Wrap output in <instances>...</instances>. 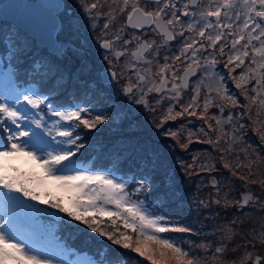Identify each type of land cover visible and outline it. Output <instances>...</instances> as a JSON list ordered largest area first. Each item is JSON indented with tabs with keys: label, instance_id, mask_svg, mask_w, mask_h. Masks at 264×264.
<instances>
[{
	"label": "snow or ice",
	"instance_id": "6c2138e0",
	"mask_svg": "<svg viewBox=\"0 0 264 264\" xmlns=\"http://www.w3.org/2000/svg\"><path fill=\"white\" fill-rule=\"evenodd\" d=\"M148 5L155 7L149 11L146 10ZM189 6H197V0H189L184 8L187 9ZM57 7L62 8L61 5H57ZM97 7V3H92L84 11L91 13ZM129 7L131 9L127 15L129 26L139 28L145 25H155V30L162 34L166 40L174 39L170 26L174 29L175 25L180 23V16L177 15L178 9L173 0H123L121 11L123 12ZM233 7L234 0H223L222 4L216 6L215 11L201 12L200 16L204 21V26L199 31V36L204 38V29L215 27L208 21V17H216L217 25H219L221 9H232ZM242 7L245 9L243 29L248 30L247 42L242 46L245 51L229 56L228 63L225 64L226 68L229 65H235L236 68L244 65V58L248 56L247 49L253 40H258L261 43L259 48H255L253 45L254 51L264 55V40H261V37H264V0H243ZM191 14L195 15V13ZM183 15L188 16L189 12L185 11ZM166 16L168 19L165 20ZM238 17L239 13L237 14ZM57 27L63 31V22L59 23ZM107 27L108 24H105V28ZM188 27L190 30L193 29V24H189ZM219 27L231 29L232 25H219ZM257 31L258 35H253ZM179 34L182 36L183 32L181 31ZM223 36L224 33L219 31L216 32L215 36L208 35L206 39L211 42L208 46L215 49L217 41H220ZM244 39L243 34L239 36V39H232V50L235 51L237 45ZM5 42L7 60L9 61L7 74L11 78L13 73L11 61L23 53L27 48V41L19 38L16 30L12 29L5 36ZM196 43L195 39H192L191 43L185 41L184 47L180 50V56L174 58L179 61L180 57L183 56L191 63L184 74L185 79L180 85L174 83L173 89L187 87L186 78L195 73L192 64L197 65V67L200 66L198 53L204 48V45L200 44L199 47H194ZM103 47L111 49L113 45L110 41L105 40ZM150 48V43H142L133 55L137 59H142L144 53ZM62 52V47L54 46V54L61 55ZM219 53H224V45H221ZM117 55H122V53H117ZM209 55L212 58L206 60L205 64L208 67H214L217 63L216 53L213 52ZM255 62L253 56L251 63ZM164 67L169 66L165 65ZM260 67H264V65H260ZM234 70L235 68L231 69V71ZM248 70L255 72L254 69ZM231 71L229 75H231ZM31 72L33 75L49 78L55 75V66L50 60L43 58L39 61H33ZM172 75L175 77L176 73L173 72ZM216 75L219 84L216 91L220 99L229 100L232 102V106H235L237 102L228 93L227 85L224 83L225 77L221 74ZM256 76V83L260 85L264 76L258 73ZM114 77L115 73H111L110 76L103 77L102 82L110 84ZM140 79L143 80L144 77H140ZM231 79L235 81L236 77L232 76ZM240 81L243 82V85L236 82L237 88L248 83L247 73L242 71ZM64 83L63 78L57 79L52 94L55 95V92L61 89ZM166 88L167 78L165 77L161 80L160 86L155 88V91L159 93ZM123 92L126 95H131L133 89L128 86L123 89ZM198 95L199 90L197 88V96L193 97L188 108H193L196 105ZM46 100L47 97L39 95L35 87L9 97L8 102H4V98L0 97V209L8 207L13 210L0 214V264H54L50 254L35 247L31 239L22 238L16 232L17 217L14 215V210L23 209L33 215L46 212V209L39 208L38 204L48 205L66 214V216L61 217V220L68 226L79 227V224L73 222H80L91 231L107 237L111 244L119 249L130 250L138 254L139 257L151 261V264H168L169 253L175 256L176 264H200L203 258L197 257L195 254H193V258H188L189 252L178 246L172 237L162 236L164 233L187 232L190 229L173 226L167 217L159 214L158 207L161 206L162 202L157 204L155 201L146 202L141 199H133L134 196L148 190V185L145 183V181L150 180L148 175H145L143 180L137 181L138 186L129 192L127 190L129 180L116 176L115 172L93 171L76 167L77 154L86 146L82 142L80 133L76 131L77 129L93 130L105 122L118 126L131 120L132 114L115 100L105 96L107 111L103 108L97 109L95 106L90 111L89 108L82 105H75L74 110H68V107L71 106H66L63 111L52 112V116L57 117V119L52 120L49 126L44 115H40L38 111H33L39 110L41 104ZM135 102L138 104L147 103L143 99V95ZM210 103L211 100L206 97L203 102L205 112ZM26 105L31 106V108ZM217 107L223 111V105H217ZM109 111L111 116L108 115ZM184 111L187 112L188 109L186 108ZM92 112H98V114L93 116ZM188 114L194 115L195 112ZM169 115H171V109H169ZM176 115L182 116L184 112H179ZM231 120L232 117H229L228 122ZM216 122L220 124L219 120ZM171 135L175 138L177 134L172 132ZM205 135L207 134L205 133ZM49 137L51 140L48 139ZM53 142L55 143L54 150H47L53 147ZM208 142L212 143L211 140ZM30 147L34 150H29ZM145 164L146 166L154 165V158L149 157ZM227 166L226 164L225 167ZM236 167L239 168L240 165H236ZM164 183L166 188L172 187L170 177H166ZM212 184L216 186L217 181L213 180ZM163 195L166 197L168 193ZM242 199L243 203L239 205L241 208L249 206L250 201L252 203L257 202L251 193L242 194ZM156 200L159 201L160 197H157ZM33 201L37 203H31ZM215 202L220 203L219 200ZM111 206H114V209ZM261 207L264 208V204H261ZM104 218L111 221L109 227L113 229L112 232L105 231L101 227ZM117 221H120L119 225H117ZM121 227L124 229L123 232ZM132 234H135V238ZM199 247L208 251L206 245ZM226 250V247H217L214 249V255L222 256ZM157 253L160 259H157ZM69 255H76V253L72 249H61L57 256L59 264H124L125 259L123 257L110 258L108 251H100L95 257L86 253L80 254L76 260L67 259ZM248 259L250 260L251 257ZM245 264H247V260ZM255 264H262L260 257L255 259Z\"/></svg>",
	"mask_w": 264,
	"mask_h": 264
},
{
	"label": "trees",
	"instance_id": "16d2710c",
	"mask_svg": "<svg viewBox=\"0 0 264 264\" xmlns=\"http://www.w3.org/2000/svg\"><path fill=\"white\" fill-rule=\"evenodd\" d=\"M12 29L16 30L19 38L27 41V48L11 61L12 81L19 89L30 82L35 84L40 82L42 93H53L48 91L54 90L55 81L63 78L65 83L55 92V96L66 95L74 102L81 101L84 105L97 103L102 104L101 106H106L105 96L109 99L113 98L109 85L101 80L97 83L87 72L79 74L81 70L78 71L72 64L70 67V63L66 60L57 63L52 58L55 55L48 48H41L34 36L3 18L0 19V48L3 50L4 58L1 57L0 62H4L7 67L9 61L5 36ZM230 36L231 33L228 34V37ZM244 37L245 39L237 45L234 55L245 51L242 46L247 42L248 34ZM261 40H264V37H261ZM258 43L256 40L253 44L255 48H259ZM253 45H249L247 49L248 56L244 58V66L238 67V69L243 67L245 73L251 72L248 69H253L256 64L251 63V55H260L254 51ZM226 54L228 56V52ZM43 58L51 59L55 66V75L49 78L36 76L31 72L33 61ZM261 61H264V57H261ZM222 71L223 69L220 73ZM260 71H263L262 67ZM256 73H252L253 81L250 80L252 98L255 100H247L245 95L243 96L236 86L231 85L225 78L224 83L227 85L228 93L235 92L233 94L237 102L235 106L226 101L221 104L223 100L220 102L216 98L218 94L215 95L209 91L210 88H205L201 107L206 97L210 99L213 96L205 114L197 113L187 120V112H184V115L166 120L154 128H148V124L145 126L135 124L129 132L103 134L92 147L86 145L81 153L77 154V158L86 156L81 160L82 163L99 159L100 170L115 172L116 176L129 180V192L138 186L137 181L143 180L144 176L148 175L150 180L145 181L148 190L134 196L133 199L155 201L157 204L162 202L158 207L159 214L167 217L173 226L190 229L187 232L173 231L162 234L172 238L174 235L178 236L181 240L180 244L176 237L173 238L174 242L189 252L188 258H193L195 254L197 257L208 256L205 264H245L246 260L249 264H255V259L260 257L264 264V208L261 207V204H264V112L260 110L261 114L258 115L263 121L261 124L257 121L258 116L251 117L248 113L250 109H247V105L257 104L264 109V93L261 91L264 89L262 87L264 81L261 80V84L257 85ZM226 76L227 74L224 75ZM51 97L53 94H48L47 100ZM191 102L192 100L189 101ZM189 103L184 101L175 103L172 110L179 113L184 109V105L188 107ZM217 105H223V111ZM229 117H232L231 122H228ZM217 120L220 124H217ZM171 122H175L171 124L173 131L180 126L181 132L188 131L192 135L188 146L183 150L177 146L178 141L168 134L167 127ZM129 123L130 121H125L119 127L124 130ZM108 124L111 125L109 122ZM201 133L207 135L203 140H198ZM209 140L212 143H209ZM185 152H187L185 162L181 164L176 162L174 155L184 156ZM149 157L154 158V165L146 166L145 162ZM236 165L240 167L237 168ZM166 177H170L171 188L165 186ZM211 180L217 181L215 189L211 187ZM166 192L168 195L165 197L163 194ZM245 192L251 193L257 202L250 201L249 206L241 208L239 205L243 203L242 194ZM157 197H160L159 201L156 200ZM216 200L220 203L217 204ZM107 220L104 218L103 223ZM28 227L32 232L37 233L33 236L36 239L38 232L35 227L29 225ZM121 229L124 230L122 227ZM74 235L75 233L68 232L61 237L63 241L59 238L56 240L61 241L66 249L83 253L79 248L82 240L75 238ZM132 235L135 238V234ZM206 242L208 251L199 247ZM223 245H227L224 254L219 257L214 255V249ZM99 247L100 251H108L110 258L123 257L134 264H149L146 258L139 257L130 250L119 249L110 241L106 246ZM248 257L251 259L249 260Z\"/></svg>",
	"mask_w": 264,
	"mask_h": 264
},
{
	"label": "rangeland",
	"instance_id": "374dc122",
	"mask_svg": "<svg viewBox=\"0 0 264 264\" xmlns=\"http://www.w3.org/2000/svg\"><path fill=\"white\" fill-rule=\"evenodd\" d=\"M0 1H2V0H0ZM78 1H84V2H82V3L80 2L77 6V9L80 8L79 10H83L86 7H88L89 2H87L86 0H78ZM119 1H122V0H119ZM200 1H201V4L205 8V13H207L208 11H215L216 6L218 4L223 3V0H200ZM242 2H243V0H234V7L232 9H229V11L231 13L228 14V15L231 14V20H230L229 24L232 25V28L231 29L227 28V30L231 33V36L228 37V34L224 33V36L219 41V49H220L221 45H224V53L223 54L219 53V55H218V61L221 65V68L223 69V71L221 73H223V76L225 74H227V76L225 78H227V81L229 83H231V85H235V86H236V82H240L243 85V82L240 81V75L243 71V67L238 69L235 67V65H229V67L226 68L225 64L228 63V57L232 56V54L233 55L235 54L234 50H232L231 45H230L232 39H239V36L241 34H243V35L248 34V30L243 29V22L245 19V16H244L245 9L242 7ZM238 13H239V17L237 18ZM0 19H3L1 15H0ZM207 19L209 22H211V17H208ZM81 23H82V25L85 24L84 29L86 30L85 21L81 19V21L78 25H80ZM201 25H204V21L201 24H198L196 26L199 27ZM253 35H258V31L256 33H253ZM207 36H205L204 38H206ZM128 37L130 38L129 42L131 43L132 36L129 35ZM197 37L201 38L199 36V29H197ZM204 38H203V41L206 44L208 42V40L207 39L205 40ZM255 41L256 40L252 41V45L255 44ZM258 42L259 43L257 46L261 47L260 41H258ZM122 43H125V39L122 41ZM200 44H203V42H197L195 47H199ZM205 44H203L204 48L201 49V51H200L201 53L204 50H206V48H207ZM229 45H230V47H228ZM80 47L83 48L82 45ZM127 49L129 50L128 44H127ZM82 50L88 51L87 48H83ZM252 50H253V48H252ZM0 52H1L0 58L1 57L4 58V55H2L3 50H1V48H0ZM227 52H228V56L226 54ZM201 53H200V55H201ZM127 54H128V52H127ZM129 56L130 57L126 58L124 61H121V59L118 58L117 61L114 62L110 59L106 60L104 57L97 58L94 61L96 62L97 68H99V71L97 70V73L100 72V69L104 68V67H111L112 69H114L116 71L117 75H115L113 82H110V84H107V85H109V88H110L111 93L113 95L112 99L115 100L117 103H119L122 107L127 109L132 114V119L129 120L130 123L124 130H122L119 127V125L118 126L109 125L108 122H105V124L99 125L97 129H93V130H88L85 128L77 129L76 131L80 133V135L82 137V142L85 143V145L89 144L92 147L93 144H95L96 141L103 134L113 135V134H116L120 131L129 132L135 127V124H138L140 126H145V124H148V128H154L156 126H160L166 120H171V119L177 118L178 115H176V114L178 112L172 110V107H174L175 103H179L182 100V98L185 96H187V98H186L187 101L185 103H189V101L193 100V97L197 96V88H198L199 95H198L197 100H196V105L193 108H188L186 105H184V109L181 111V112H185L184 110L187 108L188 111L186 114L188 115V118H186V119L190 120L191 119L190 116L193 117L197 113H199V114H205L206 113L203 110V107H201V98L204 94L205 88H207V89L210 88L211 91L213 93H215V95L218 94L216 91V89L219 87L217 76H215L214 79L206 80L204 78V75H205V72H204L200 75L199 80L197 81V83L193 87V89L188 88V90H187L183 87H180L179 89H173L174 83L177 85H180V83H176L175 82L176 78L173 77L172 74L166 72V69L164 68V64H161V62L156 63L158 59H157V57H155V55H152L149 53L144 54L142 59H137V57L133 54H129ZM253 56L255 57V60H256V62H255L256 64L254 65L253 69L255 70V72H257L261 76H264V67H262L263 71H260V69H261L260 65H264V61L263 62L261 61V57H264V55L260 54L259 56H256L255 54H252L251 57H253ZM59 57L65 59L66 61H68L70 63H74L71 60V56L68 55V52L64 53V55L61 54L59 56H54L52 58L55 61H57V63H58V62H61ZM210 57L211 56L209 54H207V55H204L201 59H204V61H206V60L210 59ZM50 61H51V59H50ZM54 63H56V62H54ZM133 65L135 67L134 71L129 70V68L132 67ZM204 65H205V63H204ZM69 66L71 67V64H69ZM8 67L6 66V64L4 62H0V74H1L0 78H2V81H0L2 83V84L0 83V97L4 98V102H8L9 97L24 93L25 90H30L33 87H35L38 94L41 96L47 97L48 94H52V93H46V92H45V94L42 93L40 82H37L36 84L34 82H30L27 85H25L23 88L19 89L16 86L15 82L12 81V77L9 78V76L7 74ZM248 67H250V66H248ZM233 68H235V70L231 71V69H233ZM162 69H163V71H162ZM230 71H231V75H229ZM86 72L82 71V73L80 72L79 74H85ZM140 72L145 73L143 80L140 79ZM161 72H164V73H161ZM221 73L219 72V74H221ZM249 73H247L248 83L241 88L236 87V89H238L239 92L243 94V96L245 95V98L247 100L251 101V100H255V99L252 98L253 90L251 88L252 87L251 82L253 81V76H252L253 72L251 71ZM248 74H249V76H248ZM161 76L169 79V86L164 90V93H162L160 95H154L152 92H156L155 86H153V88H151L150 85L155 81L154 80L155 78H157V77L159 78ZM232 76L236 77L235 81L233 79H231ZM5 78H7V79H5ZM177 80H178V78H177ZM250 80H251V82H250ZM203 81H205V84H206L205 86L203 85ZM126 84L128 86H131L133 89V92L131 95H126L123 92L124 85H126ZM156 84H157V82L154 85H156ZM144 85H149V86H148V88H146V87H143ZM262 87L264 88V85H262ZM149 89H151V91H149ZM52 91L53 90H50L48 92H52ZM261 91L264 93V89ZM262 92H260V94ZM250 93H251V98H250ZM233 94H235L234 91L229 93V95H231V96H233ZM142 95H143V99L148 102L147 105H145V106H144V104H138L135 102L136 100L140 99ZM173 97H175V99H173ZM189 97H191V98L189 99ZM212 97L213 96H211L210 99H212ZM216 98H218L221 102L222 99H220L219 95H216ZM21 100H22V97H21ZM225 101L230 102L232 104V102L229 100H223L221 102V104L224 103ZM49 105H51V108H49ZM75 105H82L85 108H89L90 111H91V108L93 106L97 107V109L103 108L105 111H107V107H108L107 103H105L106 106H101L102 104H97V103L84 105L81 101L74 102V101L70 100V96L57 94V96L53 95V97L49 98L47 100V102L45 101L44 103H42L39 110H33V111L34 112L38 111L40 113V115H44L47 123L50 126L52 120L57 119V117L52 116V112L63 111L66 109V106H71V107H68V110H74ZM257 105L256 106L247 105V109L248 108L250 109L248 113H249V115H251V117L253 116L254 118H256L259 114H261V111L264 112V109L261 106L258 107ZM198 106H199V108H198ZM27 107L31 108V106H27ZM168 109H171V115H169ZM198 110H200V111H198ZM193 111L195 112L194 115L188 114V113L193 112ZM164 112L166 114H164ZM96 114H98V112H92L93 116ZM109 114L111 116L110 111L108 112V115ZM257 121L259 123L263 124V121L260 118V116H258ZM173 123H175V122H171L167 127L168 134L171 135L172 132H175L177 134L175 137V139L178 141L177 146H179V148H181V150H183L185 148V145H186V147L188 146V144L192 138V135L189 134L188 131H186V132L182 131L181 132L180 126L178 129L173 131V129L171 127V124H173ZM200 125H201V123H199V129H201ZM204 137H205V133H201L198 140H203ZM24 139H27V138H24ZM48 139L51 140V137H49ZM57 139H59V138H57ZM54 146H55V143L53 142V147H50L47 150H49V151L54 150ZM29 150H34V149H32L30 147ZM187 152H185L183 154L184 156L174 155L176 162H178L179 164H181V162H185L184 158L186 157ZM85 157H78L77 158L76 167L86 169V170L102 171V170H100L101 163L99 162V159L95 158V160L90 162V163H82L81 160L84 159ZM90 158H91V156L87 159V161ZM93 166H95V169H93ZM65 174H69V173H65ZM211 181H213V180H211ZM211 187H212V189H215L212 183H211ZM245 193H247V192H245ZM31 203L35 204L37 202L33 201ZM38 207L46 209V212L33 215L32 213H30L26 210H23V209L14 210V215L17 217V222L15 225L16 232L22 238L31 239V241L33 242L35 247L40 248L44 252H47L48 254H50L53 257L54 264H59V260L57 259V256L60 254L61 249H66V247L61 243V241H63V239H61V237L66 235L68 232L75 233V235H74L75 238L82 240L81 244L79 245V248H81L83 250V253L81 251H78V252H75L76 255H69L67 257V259H70V260H76L80 257V254H84V253H86L87 255L95 257L97 255V253L100 252L99 246H106L108 244L109 240L107 239V237L101 236V235H99V233L91 231L90 229L87 228V226L80 224V222H75V221L73 222L74 224H79V227L68 226L64 221L61 220V217L66 216V214L59 212L58 209L51 208L50 206L43 205V204H38ZM111 207H113V209H114V206H111ZM8 211H13V210L9 209L8 207H4L3 209H0V214L6 213ZM110 224H111L110 220H107L106 223H103V221H102L101 227L105 231L112 232L113 229L111 227H109ZM119 224H120V221H117V225H119ZM28 225L34 226L35 230L38 232V236L36 239H34L33 236L36 235L37 233L32 232L29 229ZM121 231L123 232L124 230L121 229ZM162 236H164V235H162ZM165 237H170V236L165 235ZM175 237L179 240V244H180V242H181L180 238L178 236L174 235L173 238L175 239ZM58 238L61 241H57L56 239H58ZM206 244H207V242L205 243V245ZM226 246L227 245H223V247H226ZM207 257L208 256L201 257L203 259H201L200 264H205L204 262L207 260ZM240 257H242V256H240ZM157 259H160V256L158 253H157ZM146 261L149 264H151V261H148V260H146ZM124 262H125L124 264H134L131 261L127 260L126 258L124 259ZM247 263H248V261H247ZM168 264H176L175 256L171 253L168 254Z\"/></svg>",
	"mask_w": 264,
	"mask_h": 264
},
{
	"label": "flooded vegetation",
	"instance_id": "af4514ba",
	"mask_svg": "<svg viewBox=\"0 0 264 264\" xmlns=\"http://www.w3.org/2000/svg\"><path fill=\"white\" fill-rule=\"evenodd\" d=\"M88 6L92 3H97V9L92 10L91 13H87L83 10L77 9L78 4L84 1L78 0H63V8L58 12L60 23L63 22L64 28L63 31L58 29L57 39L59 44L61 42H69L67 46H64L62 55L68 52V55L71 56V60L74 63H70L76 67L78 71H87L91 77H94L97 83L102 81V71L105 69H111L114 71L115 75H117L116 71L111 67H104L100 69L96 66V62L94 61L97 58L104 57L106 60L110 59L114 62L117 61L118 58L121 61H124L126 58H129V54H133L136 52L138 46L146 40L151 44V48L146 51L144 54H152L157 57V62H161V64L168 65L169 67L165 68L166 72L172 74L176 73V83L181 84V74H183L186 70L189 69L190 60L185 59V57L181 56L180 60L177 61L174 58L176 56H180V50L184 47L185 41L191 43L192 39H195L196 42H203V38L197 37V29L199 31L203 28L204 25L197 27L196 25L201 24L203 22L200 13H205V8L201 4L200 0H197V6H189L187 9L184 8L185 4L189 3V0H173L178 9L177 15L180 16V23L175 25V28L172 29L170 26V30L173 33L174 39L166 40V38L160 34L157 30H155V25H145L144 27H133L127 24V15L131 10L130 7L125 9L123 12L121 8L123 7V0H86ZM1 2V1H0ZM141 6H144L141 4ZM155 7L154 5H148L146 10H152ZM185 11L189 12L188 16L183 15ZM227 12V15H225ZM191 13H195L192 15ZM231 13L229 9L221 10V17L219 20V25H228L231 20ZM84 20L86 23V30L84 29V25L80 23V21ZM168 17H165V20ZM196 22H199L198 24ZM228 22V23H227ZM211 23L215 26L212 29L205 28V36L213 35L215 36L216 32H223L229 34L230 32L227 30V27H219L217 25L216 17H211ZM105 24H108V27L105 28ZM193 24V29H189L188 25ZM223 30V31H222ZM183 32L181 36L179 33ZM132 36L131 43L130 38L128 36ZM125 39V43L122 41ZM206 40V38H204ZM108 40L112 43L113 47L111 49H105L103 47V42ZM209 42V41H208ZM206 43V50L202 53L199 52L200 55L199 67L197 65L192 64V68L195 69V73L189 77L188 86L185 88L188 90L193 89L196 85L199 77L202 73L205 72L204 78L206 80L214 79L216 74H219L221 65L218 61L219 55V41H217L215 49L209 47V43ZM127 44L129 45V50L127 49ZM197 44V43H196ZM195 44V45H196ZM83 48H87L88 51L82 50L80 46ZM194 45V47H195ZM44 49L48 48L46 46H40ZM230 47V45L228 46ZM211 49V50H210ZM49 50V48H48ZM128 54H127V52ZM50 51V50H49ZM54 54V51H50ZM215 52V59L217 63L214 67H208L206 64L204 65V59H201L204 55ZM117 53H122V55H117ZM55 56H59L54 54ZM190 55V53H189ZM212 57H210L211 59ZM59 59L65 60L61 57ZM155 60V59H154ZM209 60V59H208ZM139 66V65H138ZM134 65L129 68V70L134 71ZM80 69V70H79ZM164 73V72H161ZM155 74V73H154ZM145 73L140 72V77H144ZM165 78L163 76L155 78L154 82L150 85L151 88L153 86L158 87L161 83V80ZM178 78V80H177ZM113 82V81H112ZM157 82L156 85H154ZM104 83V82H103ZM109 84V83H104ZM203 85L205 86V81H203ZM128 86L127 84L124 85ZM149 85H144L143 87L148 88ZM169 86V79L167 78V87ZM154 95H160L163 92H152ZM187 96L183 97L181 101L186 102ZM191 97H189L190 99ZM148 103V102H147ZM144 104L145 105H147Z\"/></svg>",
	"mask_w": 264,
	"mask_h": 264
},
{
	"label": "water",
	"instance_id": "95a60500",
	"mask_svg": "<svg viewBox=\"0 0 264 264\" xmlns=\"http://www.w3.org/2000/svg\"><path fill=\"white\" fill-rule=\"evenodd\" d=\"M57 5L63 8V0H2L0 15L34 36L39 46H46L50 51H54V46L63 48L69 44V42L59 44L57 39L59 29L57 26L60 23L58 12L62 9ZM145 42L147 41L144 40L142 43ZM185 72L181 74V82L185 79ZM111 73H114L111 69L103 70L102 78L110 76ZM191 75L186 78L187 86Z\"/></svg>",
	"mask_w": 264,
	"mask_h": 264
}]
</instances>
